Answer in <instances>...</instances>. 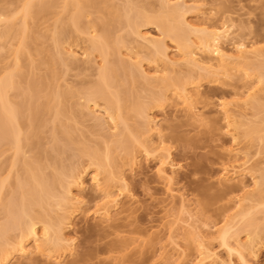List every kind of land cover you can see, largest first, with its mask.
<instances>
[{"label":"bare ground","instance_id":"6f19581e","mask_svg":"<svg viewBox=\"0 0 264 264\" xmlns=\"http://www.w3.org/2000/svg\"><path fill=\"white\" fill-rule=\"evenodd\" d=\"M4 1L0 264L18 257L29 264H62L77 254L76 238L67 232L86 211L82 194L89 174L100 193L93 217L117 234V221L130 220L137 211L125 167L135 170L143 160L157 163L169 205L163 223L169 240L159 248L160 263L233 264L235 257L240 264H250L249 258L264 247V159H255L264 152V43H249L227 10L218 15L214 6L204 9L201 0H153L155 6L149 0ZM102 3L106 17L88 18L101 11ZM194 11L202 20H193ZM49 21L45 29H38ZM144 27H155L160 35ZM32 43L42 57L34 58ZM95 54L103 60L97 68ZM41 65H46L44 74ZM75 67L96 69L95 79L63 85ZM217 85L242 90L236 92L237 98L222 97L214 105L223 120L220 130L232 145L219 144L218 181L225 188L218 197L229 202L221 206L222 223L210 226L198 210L201 201L174 188L173 138L152 111L171 107L172 118L182 114L210 124L202 103ZM88 114L95 123L87 131L98 136L92 141L79 127ZM46 126L51 150L31 142V137H43ZM104 127L108 134L102 133ZM67 150L73 152L69 163ZM236 192L241 194L233 196ZM134 232L137 236L130 241L103 251L142 253L157 238V232L140 225ZM184 239L191 245L186 246ZM213 240L226 258L211 245ZM125 255L108 258L122 261Z\"/></svg>","mask_w":264,"mask_h":264},{"label":"rangeland","instance_id":"374dc122","mask_svg":"<svg viewBox=\"0 0 264 264\" xmlns=\"http://www.w3.org/2000/svg\"><path fill=\"white\" fill-rule=\"evenodd\" d=\"M114 4H120L121 0H111ZM155 6L156 3L153 0H149ZM5 3L4 0H0V6ZM200 3L204 4V9L210 7L217 8V14L225 9L228 11L230 17L240 27V33L246 37L249 43H264V0H201ZM112 4V3H111ZM99 10L94 11L88 18H95L97 16L106 17L105 3L100 5ZM193 20L200 21L202 16L194 11L191 13ZM49 22L44 23L38 29H45ZM144 31L154 35H160V32L155 27H144ZM48 43H44L47 45ZM167 44L174 51L173 43L167 40ZM35 44L31 45V52L34 58H40L42 55L37 53ZM68 47V46H67ZM123 57L127 64L130 63L127 50L123 49ZM47 57V53H43ZM28 55L23 59V69L27 70ZM94 68L102 65L103 60L95 54ZM81 63V62H79ZM144 63V67H147V63ZM41 73L44 74L46 65H41ZM28 72L26 71V75ZM96 77V69H84L75 67L69 71L65 76L62 84L85 82L88 83ZM213 91L209 100H206L202 104L205 105L204 112L210 124L202 123L198 121H192L182 114H177L176 117H171V107H167L165 111L155 109L152 111V115L157 119L164 120L168 128L166 133L173 138L170 143L174 150H172V163L176 166L174 173V188L179 192H184L192 199L200 200L201 203L198 206V210L203 212L204 220L209 225L213 223H222L221 207L224 203H228L229 200L219 201L218 195L225 188V185L218 181L220 174V167L222 162V155L220 152L219 144L225 142L227 145H232L230 137L225 135L220 130L223 124L222 116L215 109V104L219 98L233 99L237 98L236 92L242 89L238 86H221L217 85L212 87ZM167 115L166 119L165 116ZM87 119L84 125H79L80 129L86 132V138L89 141L97 138L96 134L88 132L87 127L94 125L93 114L85 116ZM132 122V121H131ZM102 133L108 134L109 131L106 127L102 128ZM80 138V137H79ZM83 138V137H81ZM50 131L49 127L44 128L43 137L38 138L36 136L31 137V142L37 144L43 143L48 150L50 149ZM254 148L251 152H254ZM66 163H69L73 152L67 150ZM256 160L264 159V152L255 158ZM157 163L153 160H143L141 165L136 167L135 170H130L125 167V173L128 175L130 183V192L132 198L136 201L135 207L136 213L130 220L124 218L117 221L119 225V231L117 234H112L110 229L100 225L98 219L93 217L96 205L100 203V193L95 191L91 184V174L85 176L86 189L83 192L85 200L84 209L85 213L78 215L74 220V227L70 229L67 234L76 238L77 242V254L73 257H69L62 264H162L159 261V252L161 244L168 242V232L165 230L163 223L166 219L168 200L164 192V182L156 174ZM246 183L251 184L250 177L246 178ZM116 191V189H114ZM76 191V190H75ZM241 192H236L233 196L240 195ZM123 201H127L124 197ZM123 216V214H120ZM140 225L151 231L157 232V238L154 244L142 253H135L134 249L123 250L122 252L108 253L103 251L109 245L121 246L125 241H130L131 237L137 236L134 232V227ZM244 238V237H243ZM186 246H190L191 242L188 240H182ZM211 245L218 251L219 255L226 258V252L223 248L219 247L216 240L211 242ZM122 249L120 248V251ZM189 253L194 256V250L188 249ZM126 254L122 261L118 259L108 258L109 256H116ZM26 258H15L11 264H29ZM250 264H264V247L258 252L257 256L249 258ZM34 264H46L44 262H37ZM233 264H240V262L234 257Z\"/></svg>","mask_w":264,"mask_h":264}]
</instances>
